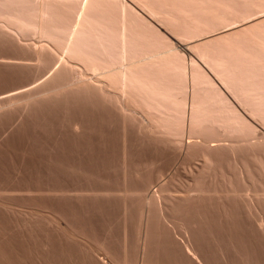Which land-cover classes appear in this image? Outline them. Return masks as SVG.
<instances>
[{
	"label": "rangeland",
	"instance_id": "rangeland-1",
	"mask_svg": "<svg viewBox=\"0 0 264 264\" xmlns=\"http://www.w3.org/2000/svg\"><path fill=\"white\" fill-rule=\"evenodd\" d=\"M37 1L0 0V209L9 242H19L13 264H264V0H129L213 83L194 93L176 69L164 70L168 98L154 97L153 110L173 112L180 127L158 122L156 131L145 127L138 94L125 101L136 100L132 114L67 88L28 99L74 78L29 57L39 42L60 50L83 21L75 0H57L41 36ZM203 46H217L210 64ZM218 64L240 99L210 67ZM194 97L205 112L191 131Z\"/></svg>",
	"mask_w": 264,
	"mask_h": 264
},
{
	"label": "bare ground",
	"instance_id": "bare-ground-1",
	"mask_svg": "<svg viewBox=\"0 0 264 264\" xmlns=\"http://www.w3.org/2000/svg\"><path fill=\"white\" fill-rule=\"evenodd\" d=\"M134 1L140 2L139 5L142 3L141 2L142 0L141 1L134 0ZM37 2L38 5L36 4L37 5L36 15L39 17V19L37 20L36 25L39 27V35L42 36L43 34V36H46L47 34L45 33L46 35H44L42 31L45 29L46 32H49L46 30L47 27L45 26L46 22L48 21L47 16L49 17V13L50 14L51 12L53 13L54 8H56L55 4H57V0H38ZM75 3H76L75 11L81 14V17L83 19V21L80 22L81 27L74 29L73 31H70L68 33L66 39H64L65 41H63L64 45H62L63 47L61 46L60 50H57V48H55L56 46L53 47L52 45H50V43L39 42L38 45L35 43L32 44L31 45L32 47H34V45L37 46L33 48V53L29 57L34 60H37L38 66H42V64H44V66H48V69H51L50 70L51 72L52 70H55L54 73H51V75L53 74V76H55L54 74H56V72L58 74L59 70L60 72L61 70H63V73L65 72L68 75H73L74 78L65 85H58L57 81H56L57 83L54 82L55 84L52 82V84L49 86L41 85L28 96V99L34 98L35 96L37 97V95L41 96L44 93L47 94L53 91L55 92L56 90L57 92L58 91L60 92V89L63 91L62 88L65 89L67 88V90L70 89L71 92L72 90H74L84 93L86 92L88 94L97 93L98 96L100 97L101 95L103 97L105 96V99L109 98L110 101L113 100L115 103H117L118 108L122 112H124L123 114L125 113L130 114L131 113L130 111L136 109L135 108L136 106L134 107V105H133V109H131L132 103L135 105L137 103L133 102L135 99L134 100L132 99V103H128L131 100L129 99V101L126 102L125 104L126 98L129 96L134 97L133 94L134 95L138 94L140 95L139 97L142 98V101L144 100L145 105L147 106L145 107V111L143 110L149 122V124L145 126L146 128L150 127L152 130L157 126V125L155 126V124L158 122H160L159 124L162 123L161 125L166 129L168 128L170 129L172 123L180 127L179 126L180 121L178 118L174 116L173 112L171 113V116L168 115L167 118H158V116L156 115L157 111L153 110L154 102L155 101L158 102V100L154 101V97L158 96L161 98L162 97L168 98V96H166V93L162 94L161 90L159 91V85L161 83L163 77L162 74H164V70L169 68L176 69L179 72L180 80L182 82L186 84L191 83L192 91H194V93H196V90L203 85H207V84L213 85V83L210 81L208 76L202 70H200L199 66H197L198 63L196 61H195L196 63L195 62L190 63V61L187 62L185 58L184 59L181 58L177 53V48L173 46L172 42H170L167 37L162 35V33L157 31L156 28H154L155 26L152 24L153 22L152 23L150 22V18L145 16L144 13L140 12L135 6L132 5V3L129 0H75ZM148 5L149 4H147L146 6ZM148 8L149 9L147 10L149 11V14L151 13V15L157 19L160 18L158 16L159 15L158 12H156L154 9L152 10V7L150 8L148 6ZM94 10L97 11L96 15H93ZM52 15L54 16L55 14ZM2 19L4 20V17ZM45 19L47 21H45ZM50 19H52V17ZM3 20L1 21L2 23ZM159 21L162 20L159 19ZM23 26L24 25H22V27ZM25 27L27 26L25 25ZM16 33L18 32L16 31ZM53 34L57 35L58 32ZM50 35H48L49 39L51 38ZM18 37L20 36L18 35ZM83 37L86 38L87 41L85 46L79 42L81 39L83 40ZM56 39L53 40L51 38V40L54 41L53 43H55L56 41L58 42V40ZM216 47L217 46L215 47L203 46L202 49L201 48L199 49L198 47L199 55L203 60H205L208 64H210L208 62V55L212 53ZM96 52L100 53L103 57H99ZM70 57L79 59L86 65V67L84 68L79 66L77 67V65L72 62ZM58 67H60L61 69H59ZM210 67L217 74L218 78L223 82V84L227 88L232 90L234 95L240 99L239 95L236 94L237 93L236 90L234 89V87H232L233 85L230 83L228 75L225 72L226 70H224L221 67V65H219L218 67L210 65ZM88 70H91L93 73L90 75L88 73ZM110 88H112V90L114 88L115 89L114 91H116L117 89L118 92H114L110 90ZM160 94L162 96H159ZM178 104H180V112L183 114L182 119L185 121L184 117L188 112V102L183 101ZM226 109L232 111V112L228 111L230 112V114L234 113V110L232 108L227 106ZM166 110H170V108ZM168 112L170 113V111ZM204 112L205 109L202 106V104L197 102V99H195V97L192 98V101L189 103L191 131H194L195 127H197V124H199L197 116H199ZM132 113L135 112L132 111ZM162 120H164V122H161ZM208 161L210 160L205 157L204 164L207 163V165L209 166L210 162L208 163ZM155 193L156 194L153 196V199L157 197L156 195L158 194V191L156 190ZM6 216L7 215H5L4 212H2V210L0 209V264H13L11 260L12 259L11 252L12 249H14L13 247L19 242H17L16 244L9 242V238H8L9 236H7L6 232L11 229L9 227L11 224L10 225L8 224V220L6 219ZM13 233L14 232H12V234ZM15 233L13 234L14 240L18 236V234L16 235ZM4 235L7 236L8 239ZM21 243L19 244L20 246ZM22 246H24V244H22ZM55 248H54L55 251H53L54 253L52 252L51 256H54L57 260L58 252L56 251L58 246H56Z\"/></svg>",
	"mask_w": 264,
	"mask_h": 264
}]
</instances>
